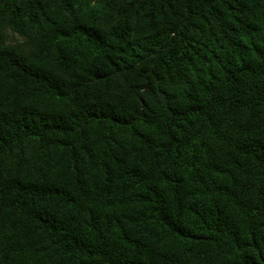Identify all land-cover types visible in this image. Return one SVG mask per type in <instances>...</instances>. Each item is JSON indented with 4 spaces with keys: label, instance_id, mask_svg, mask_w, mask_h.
<instances>
[{
    "label": "trees",
    "instance_id": "16d2710c",
    "mask_svg": "<svg viewBox=\"0 0 264 264\" xmlns=\"http://www.w3.org/2000/svg\"><path fill=\"white\" fill-rule=\"evenodd\" d=\"M0 264H264V0H0Z\"/></svg>",
    "mask_w": 264,
    "mask_h": 264
}]
</instances>
